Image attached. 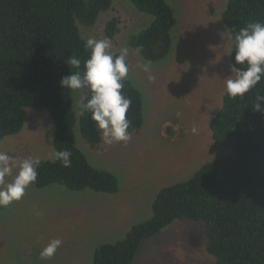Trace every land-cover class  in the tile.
Here are the masks:
<instances>
[{"label": "rangeland", "instance_id": "rangeland-1", "mask_svg": "<svg viewBox=\"0 0 264 264\" xmlns=\"http://www.w3.org/2000/svg\"><path fill=\"white\" fill-rule=\"evenodd\" d=\"M167 1L178 23L169 54L158 62L146 60L131 45L132 37L153 20L133 0H113L95 26L81 25L85 37L109 38L114 54L129 49V78L143 94L145 122L130 132L127 143L93 147L82 136L79 122L75 127L80 149L92 165L118 177L119 190L33 184L22 200L0 207V264H93L101 244L125 238L132 226L152 217L162 188L190 179L202 165L230 152L215 141L210 127L223 103L224 78L231 74L233 39L222 19L228 0ZM114 17L120 31L110 38L106 24ZM148 62L150 71L145 72L140 65ZM87 93H74L78 114L77 100ZM55 131L46 109L29 107L23 130L7 136L0 151L19 159L53 160ZM57 238L63 244L55 256L41 260L40 251ZM206 243L203 222L178 219L145 238L133 264H216Z\"/></svg>", "mask_w": 264, "mask_h": 264}, {"label": "trees", "instance_id": "trees-1", "mask_svg": "<svg viewBox=\"0 0 264 264\" xmlns=\"http://www.w3.org/2000/svg\"><path fill=\"white\" fill-rule=\"evenodd\" d=\"M133 2L153 20L132 37L131 45L146 60L161 61L172 47L175 9L167 0ZM112 6L113 0H0V145L23 130L28 108L36 107L46 109L55 122V151L71 152L69 167L40 160L38 187L119 190L118 177L92 165L78 146L77 122L93 147L102 143L100 133L90 114L77 113L74 93L60 86L70 74L66 59L80 58L83 71L89 57L81 25L95 26ZM222 19L234 37L249 23H264V0H228ZM119 23L116 17L107 22L108 37L117 35ZM234 57L233 40L232 63ZM87 91L85 102L91 95ZM123 93L132 99L127 116L132 122L128 131L134 132L145 122L143 94L130 78ZM257 95H264V79L243 98L230 99L225 92L210 127L215 141L230 152L202 165L190 179L162 188L152 217L132 226L125 238L101 244L93 264H133L145 238L185 218L205 224L206 250L216 264H264V112L252 109Z\"/></svg>", "mask_w": 264, "mask_h": 264}, {"label": "clouds", "instance_id": "clouds-1", "mask_svg": "<svg viewBox=\"0 0 264 264\" xmlns=\"http://www.w3.org/2000/svg\"><path fill=\"white\" fill-rule=\"evenodd\" d=\"M81 39L85 41L84 50L89 53L83 63V71L80 70L81 59L70 55L66 59L70 74L62 77L60 86L73 93L88 89L90 98H87L86 102L84 97L77 100L79 115H91L103 143H127L132 138L128 131L132 122L127 116L132 99L124 95L123 89L124 82L129 78V49L122 47L119 55H116L111 51L112 43L109 38L97 40L81 36ZM229 39L234 40L235 57L234 63L229 65L231 74L224 78L226 92L230 99L243 98L264 79V23H249ZM139 51L140 49H137V52ZM140 67L149 72L150 62ZM262 102L264 95H257L252 109L255 112H264ZM192 131L195 133L196 129L193 128ZM55 160L69 167L71 152L57 151L54 154ZM40 163L39 158L19 159L8 152L0 151V207L7 208L22 200L27 189L37 181ZM62 244L61 239L50 240L40 251V259L53 258Z\"/></svg>", "mask_w": 264, "mask_h": 264}]
</instances>
